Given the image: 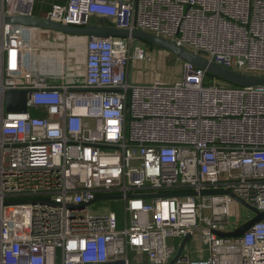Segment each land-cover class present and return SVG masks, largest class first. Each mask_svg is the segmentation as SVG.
Wrapping results in <instances>:
<instances>
[{
	"label": "built area",
	"instance_id": "1",
	"mask_svg": "<svg viewBox=\"0 0 264 264\" xmlns=\"http://www.w3.org/2000/svg\"><path fill=\"white\" fill-rule=\"evenodd\" d=\"M35 1L0 0V15L33 16ZM40 17L110 19L264 76V0H67ZM55 37L78 38L0 24V264H264V221L218 235L252 218H235L236 198L264 212V86L187 63L177 82L138 83L153 57L133 38H83L81 71H41ZM9 91H27L26 113L7 111ZM99 200L122 201V218Z\"/></svg>",
	"mask_w": 264,
	"mask_h": 264
},
{
	"label": "water",
	"instance_id": "2",
	"mask_svg": "<svg viewBox=\"0 0 264 264\" xmlns=\"http://www.w3.org/2000/svg\"><path fill=\"white\" fill-rule=\"evenodd\" d=\"M9 24L24 28L41 29L51 32V36L56 33H61L69 36H76L82 38H118L127 39L133 38L141 43L147 44L155 50L166 51L175 56L183 63L192 65L197 69L204 70L208 75L214 76L223 82L241 88L264 86V76L248 75L228 69L214 62L209 61L203 56L194 54L185 48L178 46L175 42L168 41L156 35L140 31V30H121L111 26L105 25H90L86 27H77L72 25H63L52 22L35 16H1L0 24ZM7 102V111L10 113H26L27 112V91H9L5 95ZM158 195H147L145 198H154ZM236 198V197H235ZM242 205H244L252 214V218L231 233H218L223 238H240L255 224L264 221V212L247 205L242 200L236 198ZM191 236H187L179 249L177 258L182 254L186 244L190 241ZM117 264H123L119 262Z\"/></svg>",
	"mask_w": 264,
	"mask_h": 264
},
{
	"label": "rangeland",
	"instance_id": "3",
	"mask_svg": "<svg viewBox=\"0 0 264 264\" xmlns=\"http://www.w3.org/2000/svg\"><path fill=\"white\" fill-rule=\"evenodd\" d=\"M46 0H36L33 8L32 15L35 17L41 16V11L46 7ZM73 38L68 37H55V41L51 39V44H46V40L43 38L41 42H39L38 47L41 49V53L44 51V53H57L60 54L62 57L61 59L58 57L57 59H54V61H57L55 63L54 67H48L49 64H42L41 62L37 61V67L41 71L46 70H52V72H56L59 69H64L67 67V64L70 66H73L77 69H79L84 61V44L81 49H77L76 46H73ZM82 37L76 38V41L78 43L81 42L82 44ZM146 48L150 52V54L153 57L152 62H144L140 63L138 65H135L133 67V78L134 81L138 83H151L153 80L157 79L163 82H177L182 79L183 76V62L177 59L175 56L170 54L166 51H159L151 48L147 44H145ZM81 47V45H80ZM78 51V52H77ZM80 51V52H79ZM83 52V53H82ZM81 55L83 57H81ZM59 56V55H58ZM73 60V61H72ZM60 62H62L60 64ZM44 66V68H42ZM41 67V68H40ZM50 70V71H51ZM78 71H81L80 69ZM214 76H211L208 78V82L212 83L214 81ZM93 209H100L107 211L108 213L115 214L118 218H122L123 216V203L120 200L111 201V200H99L97 201L93 206ZM247 211V214L243 215V211ZM235 218L238 216L240 218V214L244 217L252 216L250 210H247L246 208H242L239 206L235 207ZM242 212V213H241ZM180 240L173 241V239L169 240L170 244L173 243H179ZM188 246H191V242Z\"/></svg>",
	"mask_w": 264,
	"mask_h": 264
},
{
	"label": "bare ground",
	"instance_id": "4",
	"mask_svg": "<svg viewBox=\"0 0 264 264\" xmlns=\"http://www.w3.org/2000/svg\"><path fill=\"white\" fill-rule=\"evenodd\" d=\"M85 41L84 40H82V44H81V42L80 43H78V41H76V39L75 40H73V43H72V45L73 46H76L77 47V49H81L82 47H83V43H84ZM80 45H81V47H80ZM78 52V51H77ZM80 52V51H79ZM83 53V52H82ZM35 56H34V58H35V60L36 59H40L41 60V63L42 64H49L48 65V67H54L55 65V63H57V61H54V59H57L58 57L61 59V55L60 54H57V53H44V51L41 53V55L40 56H38V54H34ZM59 55V56H58ZM84 56V55H83ZM82 55H81V57H83ZM73 61V60H72ZM62 62H60V64H61ZM41 68V67H40ZM42 68H44V66L42 67ZM51 70V69H50ZM52 71V70H51Z\"/></svg>",
	"mask_w": 264,
	"mask_h": 264
},
{
	"label": "crops",
	"instance_id": "5",
	"mask_svg": "<svg viewBox=\"0 0 264 264\" xmlns=\"http://www.w3.org/2000/svg\"><path fill=\"white\" fill-rule=\"evenodd\" d=\"M67 0H46V7L41 11V15L48 11L53 4H63L65 3ZM0 9H1V6H0ZM93 23L94 24H98V25H105V26H111V27H114L113 26V23L110 19H104V18H100V17H94L93 19ZM140 64V63H139ZM197 256L194 254V257Z\"/></svg>",
	"mask_w": 264,
	"mask_h": 264
},
{
	"label": "trees",
	"instance_id": "6",
	"mask_svg": "<svg viewBox=\"0 0 264 264\" xmlns=\"http://www.w3.org/2000/svg\"><path fill=\"white\" fill-rule=\"evenodd\" d=\"M144 44V43H143ZM145 45V44H144ZM152 48V47H151ZM210 77V75H208V78ZM229 85V84H228ZM230 86H232V85H230ZM234 87V86H233Z\"/></svg>",
	"mask_w": 264,
	"mask_h": 264
}]
</instances>
